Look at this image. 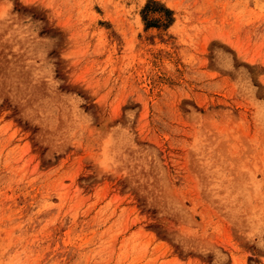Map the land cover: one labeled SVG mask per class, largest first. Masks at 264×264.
<instances>
[{"label": "rangeland", "instance_id": "rangeland-1", "mask_svg": "<svg viewBox=\"0 0 264 264\" xmlns=\"http://www.w3.org/2000/svg\"><path fill=\"white\" fill-rule=\"evenodd\" d=\"M0 264H264V0H0Z\"/></svg>", "mask_w": 264, "mask_h": 264}, {"label": "trees", "instance_id": "trees-1", "mask_svg": "<svg viewBox=\"0 0 264 264\" xmlns=\"http://www.w3.org/2000/svg\"><path fill=\"white\" fill-rule=\"evenodd\" d=\"M163 7V6H162ZM167 13H170L171 11L167 8H163ZM153 23V22H152ZM152 23H149V24H152Z\"/></svg>", "mask_w": 264, "mask_h": 264}]
</instances>
